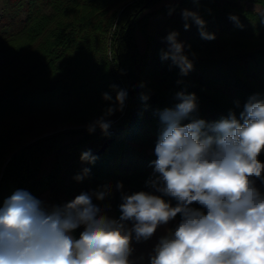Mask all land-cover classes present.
I'll use <instances>...</instances> for the list:
<instances>
[{"label":"trees","instance_id":"1","mask_svg":"<svg viewBox=\"0 0 264 264\" xmlns=\"http://www.w3.org/2000/svg\"><path fill=\"white\" fill-rule=\"evenodd\" d=\"M161 1L0 0V187L12 183L38 199L49 192L52 205H62L110 184L112 196L94 203L110 204L118 218L117 182L128 194L154 193L146 181L154 172L158 112L178 103L177 92L195 93L193 117L207 122L230 110L239 116L254 94L264 98V0H200L198 5L179 0L152 13L178 14L193 6L205 30L215 34L204 40L197 27L184 44L193 62L186 76L170 67V60H161L168 47L147 34L151 14L144 12ZM136 30L145 38L142 52ZM111 85L128 96L123 111L105 116L115 107ZM104 93L112 100H104ZM101 116L111 121L108 134L98 126L89 133L87 126ZM107 139V148L96 154ZM88 150L98 157L94 164L80 159ZM49 157V171L40 174ZM259 159L264 163V153ZM84 168L90 173L78 182ZM174 220L179 222V214ZM81 231L83 226L73 235L78 238Z\"/></svg>","mask_w":264,"mask_h":264},{"label":"clouds","instance_id":"2","mask_svg":"<svg viewBox=\"0 0 264 264\" xmlns=\"http://www.w3.org/2000/svg\"><path fill=\"white\" fill-rule=\"evenodd\" d=\"M192 2L198 5L200 0ZM229 18L238 21L234 15ZM182 19L185 30L191 20L202 39L216 38L205 30L197 11L184 9ZM178 35L172 31L165 37L169 47L161 50V60H170V67L186 76L193 62ZM110 87L116 91L115 107L107 108L105 116L123 111L128 96L127 90ZM103 99L112 97L104 93ZM176 99L174 107L158 112L161 130L146 186L159 194H128L117 182L120 215L113 218L107 214L110 204L94 203L112 196L110 184L51 207L17 189L0 202V264H134L133 239L149 240L178 214V224L159 238L150 264H264V192L256 183L264 184L259 159L264 153V98L254 94L239 116L230 110L214 122L193 117L195 93L180 91ZM105 116L88 125V132L98 126L107 135L111 121ZM80 159L94 164L98 157L88 150ZM89 173L84 168L75 179L79 182ZM81 226L77 238L73 233Z\"/></svg>","mask_w":264,"mask_h":264},{"label":"rangeland","instance_id":"3","mask_svg":"<svg viewBox=\"0 0 264 264\" xmlns=\"http://www.w3.org/2000/svg\"><path fill=\"white\" fill-rule=\"evenodd\" d=\"M176 1L177 0H162L157 5L147 9L144 13L151 14L150 16L156 15V14H152V13H154L156 10H158L159 6H161L163 4H166V3H173V2H176ZM244 4H245L246 7L250 8V9H253V10H258L259 9L258 6L253 5L251 3L244 2ZM161 15H163V14L157 15V19H160L162 17ZM169 19L170 20H169L168 23H171L170 24L171 27H172L171 30H167V29H170L169 25L166 28V26L163 27L162 22H157V23L152 24V27H153L152 29L153 30L151 29V31L148 34L153 36V37H155V38H157L158 40H160L161 42H163L165 45L168 46V43L165 40V37L172 31H176V32L179 33L178 40L180 42H182L183 44H185L190 38L195 36V34L197 33V26L191 20H189V24L191 25L190 28L188 30L184 29V23L185 22L182 19V11L179 12L178 14L170 15ZM134 37H135V41H136V44H137V47H138L139 51L142 52L144 50V43H145L144 36L141 34V32L139 30H136L135 33H134ZM76 138L77 137L75 136L72 139H76ZM70 139L71 138H67L66 141H69ZM52 162H53V157L47 158L42 164V167H41V170H40V174H44V173L48 172L50 167H51ZM256 183H257V187L261 190V185H262L261 182L257 180ZM5 185H7V184L4 183L1 186L0 193L4 189ZM43 194H45L47 196V199L50 201L49 192H44ZM66 202H68V201L62 202V205L64 203H66ZM107 214L114 218V215H113V213L110 210L107 211ZM177 224H178V221L174 220V221L170 222L168 224V226L171 227L172 229H174Z\"/></svg>","mask_w":264,"mask_h":264},{"label":"crops","instance_id":"4","mask_svg":"<svg viewBox=\"0 0 264 264\" xmlns=\"http://www.w3.org/2000/svg\"><path fill=\"white\" fill-rule=\"evenodd\" d=\"M178 1L179 0H177L176 2H178ZM176 2H173V3H176ZM167 4H171V3L163 4V5L159 6V9L161 7L167 5ZM187 10L195 11V8L193 6H191V7L187 8ZM157 15H159V14L152 15L148 18L147 34L153 28L152 24L157 23V22H162L163 27L166 26V28L169 25L170 29H167V30L172 29V27L170 25L171 23H168L170 20L169 19L170 15H161L162 17L161 18L159 17L160 19H157ZM158 41H160V40H158ZM161 43H163V42H161ZM144 46H145V43H144ZM165 46L168 47L167 45H165ZM6 184L7 185H5L4 189L0 193V202H2L3 199L7 198L8 196H10L15 191L14 184H12V183H6ZM45 194H43V193L40 194L41 201H43L45 203V205L48 207L53 206L51 204V202L47 199V196ZM169 229H172V228L169 227L168 225L158 227L155 234L147 241L136 242L135 239H133V241H132L133 252H132V255L130 256V260H132L134 262V264H150V256L153 254L154 248H155L156 244L158 243L159 238L163 235H166Z\"/></svg>","mask_w":264,"mask_h":264},{"label":"water","instance_id":"5","mask_svg":"<svg viewBox=\"0 0 264 264\" xmlns=\"http://www.w3.org/2000/svg\"><path fill=\"white\" fill-rule=\"evenodd\" d=\"M132 85H130L131 89ZM111 142V139H107L106 141L103 142L101 147L95 152L96 154H101L108 146V144Z\"/></svg>","mask_w":264,"mask_h":264}]
</instances>
